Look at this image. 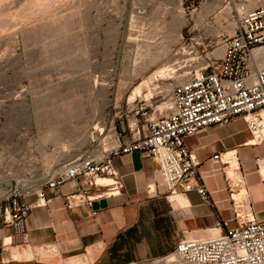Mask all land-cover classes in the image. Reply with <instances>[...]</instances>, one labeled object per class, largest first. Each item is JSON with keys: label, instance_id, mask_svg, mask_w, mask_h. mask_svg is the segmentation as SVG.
Returning a JSON list of instances; mask_svg holds the SVG:
<instances>
[{"label": "rangeland", "instance_id": "obj_1", "mask_svg": "<svg viewBox=\"0 0 264 264\" xmlns=\"http://www.w3.org/2000/svg\"><path fill=\"white\" fill-rule=\"evenodd\" d=\"M220 1L0 0V165L26 173L8 152L28 122L60 123L65 159L129 142L132 123L164 113L174 86L187 80L189 70L175 64L186 59L185 43L202 37L193 20L202 3ZM217 20L201 32L212 33Z\"/></svg>", "mask_w": 264, "mask_h": 264}, {"label": "crops", "instance_id": "obj_2", "mask_svg": "<svg viewBox=\"0 0 264 264\" xmlns=\"http://www.w3.org/2000/svg\"><path fill=\"white\" fill-rule=\"evenodd\" d=\"M219 3H202L200 19L191 24L193 32L206 39L229 33L232 17L226 19L223 12L230 5L227 0ZM211 16L218 19L215 30L201 32ZM36 123L26 124L24 141L16 137L14 151L8 154L16 165L23 154V170L43 178L72 159H65V150L60 149V123ZM251 140L243 118L185 139L201 163L200 185L206 187L209 202L197 191L169 194L155 159L140 153L117 157L114 163L123 184L120 194L69 209L66 198L79 193L82 186L79 181L66 184L46 206L33 209L23 226L0 227V264H144L171 254L184 240H209L238 229L225 167L212 161L218 154H228L232 164H238L252 213L257 221H264V145L253 146ZM120 143L128 141L120 139ZM16 171L21 173L22 168ZM28 201L35 203L36 198Z\"/></svg>", "mask_w": 264, "mask_h": 264}, {"label": "built area", "instance_id": "obj_3", "mask_svg": "<svg viewBox=\"0 0 264 264\" xmlns=\"http://www.w3.org/2000/svg\"><path fill=\"white\" fill-rule=\"evenodd\" d=\"M228 2L234 5L232 33L214 39L194 37L185 43L181 54L186 59L175 65L178 70H189L187 80L174 86L164 113L132 123L127 144L107 148L99 156L67 161L43 178L27 171L19 175L15 167L0 165V227L23 226L33 209L46 206L70 182L79 181L82 188L66 198L69 209L120 194L123 184L114 160L134 153L158 162L169 194L197 191L209 202L206 187L200 185L201 163L188 150L185 139L243 118L252 135L249 144L264 145V66L260 63L264 0ZM212 161L225 167L239 228L209 240H184L172 254L150 264H264V221H257L252 213L245 196V175L228 154L215 155ZM19 164L25 165L23 157ZM99 180L110 183L100 186ZM102 187L108 190L94 192ZM31 198L36 202L30 203Z\"/></svg>", "mask_w": 264, "mask_h": 264}, {"label": "bare ground", "instance_id": "obj_4", "mask_svg": "<svg viewBox=\"0 0 264 264\" xmlns=\"http://www.w3.org/2000/svg\"><path fill=\"white\" fill-rule=\"evenodd\" d=\"M260 60H261L260 63L262 64V66H264V54L261 56ZM165 70H166V69H165ZM167 70H168V69H167ZM170 70H171V68H170ZM162 71H163V70H162ZM174 71H176V70H173V72H174ZM164 73H165V71L161 72L159 76H163ZM175 73H176V72H175ZM138 95H141V87H138V88L136 89V91H135V93H134L132 99H135L136 96H138ZM163 107H164V106H163ZM232 163H233V162H232ZM234 163H235V161H234ZM236 165H238V164H234L235 167H236ZM261 171H262V174L264 175V162L262 163V169H261ZM108 182H110V181H108ZM98 183H99L100 186H106V185H107V184H105V180H99ZM102 188H104V187H102Z\"/></svg>", "mask_w": 264, "mask_h": 264}]
</instances>
